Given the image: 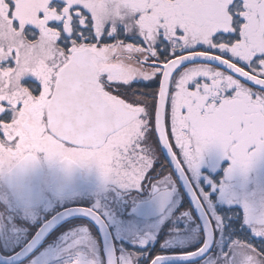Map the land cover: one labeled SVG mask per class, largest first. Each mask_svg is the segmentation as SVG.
Here are the masks:
<instances>
[{
    "label": "snow or ice",
    "instance_id": "obj_1",
    "mask_svg": "<svg viewBox=\"0 0 264 264\" xmlns=\"http://www.w3.org/2000/svg\"><path fill=\"white\" fill-rule=\"evenodd\" d=\"M149 144L191 171L210 145L264 158V0H0V174L43 153L143 185Z\"/></svg>",
    "mask_w": 264,
    "mask_h": 264
},
{
    "label": "flooded vegetation",
    "instance_id": "obj_2",
    "mask_svg": "<svg viewBox=\"0 0 264 264\" xmlns=\"http://www.w3.org/2000/svg\"><path fill=\"white\" fill-rule=\"evenodd\" d=\"M158 148L162 151L160 146L149 144L147 156L158 157ZM37 157L43 172L39 180L35 181L36 177L30 181L16 178L13 180L16 189H12L5 174H0V250L4 255L17 252L44 221L66 209H86L106 225L117 264H152L159 255L193 253L204 245L205 234L198 215L179 178L166 167L162 155L151 164L149 169L154 171L147 182L123 186L105 183L94 164H74L67 168L63 162L49 160L43 153H37ZM224 159L227 158L220 161L221 172ZM168 175L173 178H165ZM218 175L213 173L214 177ZM189 177L212 222L214 243L202 254L194 255V259L165 264H241L246 256H240V247L251 249L257 263L264 264V235L256 234L254 227L247 225L244 208L239 204L222 208L217 192L208 193L207 185L204 190L190 174ZM165 189H170L171 196L161 211L156 210V203L162 200L149 206L146 204L158 191ZM262 192L249 199L260 198ZM164 196L165 193L161 197ZM139 203L144 208L135 211ZM213 213L220 217L223 225L220 238ZM24 230L26 233L20 235ZM233 249L234 259L225 255ZM42 253H45V264H70L78 254H83L94 264H107L98 227L82 215H73L59 224L34 253L19 264Z\"/></svg>",
    "mask_w": 264,
    "mask_h": 264
},
{
    "label": "water",
    "instance_id": "obj_3",
    "mask_svg": "<svg viewBox=\"0 0 264 264\" xmlns=\"http://www.w3.org/2000/svg\"><path fill=\"white\" fill-rule=\"evenodd\" d=\"M162 151L167 159L168 163L172 167L174 173L179 178L182 188L186 192L189 200L191 201L197 215L199 221L202 225L204 234H205V243L199 248L196 252L193 253H185V254H162L157 256L154 260L157 261V264H165V263H175L178 261H186L194 259V255L202 254L206 249H210L214 243V228L208 214L206 213L199 197L197 196L193 186L189 181V177L184 170V167L177 161L175 155L172 151L166 147L161 146ZM42 166L38 160L27 168H18L15 169L11 174H5V178L9 183L10 187L14 189L13 180L16 178H23L25 181H30L32 178L39 180L42 177ZM170 189L161 190L157 194H155L146 204L149 206L153 202H157V200H162L160 203H156V210L161 211L165 207V201L168 197L171 196L169 193ZM165 193L164 197H161L162 194ZM164 200V201H163ZM37 200L31 202L35 203ZM170 201V199L168 200ZM167 203V202H166ZM140 204V203H139ZM134 209L135 211H141L144 208L142 204H140ZM161 207V208H160ZM160 208V210H159ZM158 213V212H156ZM73 215H82L88 219H90L96 227H98L106 256L107 264H117L116 253L113 246L112 237L110 235L109 230L106 225L99 221L96 215L88 213L86 209H66L58 212L50 219L43 222L40 228L36 231V233L27 241L25 245H23L17 252L12 253L10 255H4L0 250V264H18L25 259H27L34 251L44 242L46 237L50 234V232L56 228L59 224L64 222L66 219L72 217ZM161 258V259H158ZM153 264V262H152Z\"/></svg>",
    "mask_w": 264,
    "mask_h": 264
},
{
    "label": "rangeland",
    "instance_id": "obj_4",
    "mask_svg": "<svg viewBox=\"0 0 264 264\" xmlns=\"http://www.w3.org/2000/svg\"><path fill=\"white\" fill-rule=\"evenodd\" d=\"M162 151L158 148V157H153L152 154H150L151 157L146 156L147 164L149 169L151 164H153L156 159L162 155L168 164L167 159L165 158L164 153H161ZM225 157L220 149L215 145H210L207 149H205L202 158L199 163V167L196 171H189V174L192 178L199 183L203 188L205 185L209 188V190H206L208 193H216L218 196V204L222 208L225 206H232V204H239L244 208V204L246 202H254L258 207L264 206V200L262 195H264V192H262L264 188V158H257L255 164L249 171L245 174L236 173L234 171H230L231 164L228 159H224L222 162V165L224 167L222 168V172L220 171V161L222 158ZM225 160H227V164L225 163ZM186 163V162H185ZM225 163V164H224ZM169 165V164H168ZM218 171V172H217ZM213 173H219L218 176H213ZM165 178H173L170 175H168ZM260 184V185H259ZM205 190V188H204ZM260 198H254L253 200L249 199V196H256L258 193H260ZM213 217L216 222V232L220 238L222 236L223 231V225L221 223L220 217L216 216L215 213H213ZM244 217L245 222L249 227H254L252 224H250L247 221L246 213L244 209ZM26 232L20 231V235H24ZM14 239L15 237H11ZM20 242V240H17V243ZM13 245V244H12ZM235 249V248H234ZM234 249L232 252H225L226 256H229L234 259ZM241 249V250H240ZM240 256L244 255L246 258H251L253 261V264H258L256 259L255 252H253L251 249H247L246 247H240ZM36 258V257H35ZM33 258L23 264H45L46 258L45 253H42L39 257L36 259Z\"/></svg>",
    "mask_w": 264,
    "mask_h": 264
},
{
    "label": "trees",
    "instance_id": "obj_5",
    "mask_svg": "<svg viewBox=\"0 0 264 264\" xmlns=\"http://www.w3.org/2000/svg\"><path fill=\"white\" fill-rule=\"evenodd\" d=\"M167 168H170V166L167 164V166H166ZM238 238H240V236L238 237Z\"/></svg>",
    "mask_w": 264,
    "mask_h": 264
}]
</instances>
